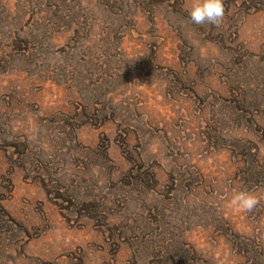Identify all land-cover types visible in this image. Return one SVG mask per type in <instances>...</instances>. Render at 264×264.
Wrapping results in <instances>:
<instances>
[{"label":"rangeland","instance_id":"1","mask_svg":"<svg viewBox=\"0 0 264 264\" xmlns=\"http://www.w3.org/2000/svg\"><path fill=\"white\" fill-rule=\"evenodd\" d=\"M194 2L0 0V264H264V0Z\"/></svg>","mask_w":264,"mask_h":264},{"label":"clouds","instance_id":"2","mask_svg":"<svg viewBox=\"0 0 264 264\" xmlns=\"http://www.w3.org/2000/svg\"><path fill=\"white\" fill-rule=\"evenodd\" d=\"M225 15L223 0H195L190 11V21L198 26L205 24L220 27ZM259 199L253 193L247 191L235 192L229 204L242 212H251L258 204Z\"/></svg>","mask_w":264,"mask_h":264}]
</instances>
